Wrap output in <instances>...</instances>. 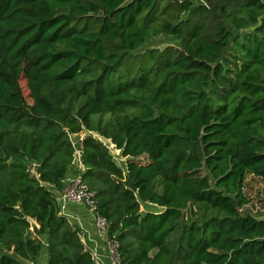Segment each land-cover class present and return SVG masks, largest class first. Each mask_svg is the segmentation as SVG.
<instances>
[{"label": "trees", "instance_id": "1", "mask_svg": "<svg viewBox=\"0 0 264 264\" xmlns=\"http://www.w3.org/2000/svg\"><path fill=\"white\" fill-rule=\"evenodd\" d=\"M85 131L128 158L81 142L123 264H264V0H0V264H97L57 194Z\"/></svg>", "mask_w": 264, "mask_h": 264}, {"label": "rangeland", "instance_id": "2", "mask_svg": "<svg viewBox=\"0 0 264 264\" xmlns=\"http://www.w3.org/2000/svg\"><path fill=\"white\" fill-rule=\"evenodd\" d=\"M197 2H202V0H197ZM168 39H169L168 37L159 36V37L153 39L151 42H149L148 47H153V48L154 47H159V48L163 49L166 46H168L169 44H171ZM22 85L23 86L25 85V81L22 82ZM25 94L27 95V92H25ZM29 102H30V100H29ZM89 135H92L94 137H97V138L101 139L109 147V149L111 151V154L114 157L115 162L124 170L125 176H126L127 175V170H126L127 166H126V164H127L128 158H125L122 155V152L120 150L116 149L115 145H113L111 143V140H107V139L101 138L96 133L85 131L82 134L73 135L72 136L73 143H74V145L76 147V150H77L76 151L77 159L80 157V154H81V150H80L81 142H82L84 137L89 136ZM132 161H135V162H137L139 164H146V163H148L149 160H148L147 156H142V157H139V158H134V159H132ZM36 170H37L36 166L33 165V167L31 168L33 176H36ZM48 188L53 189V186L52 185H48ZM247 193H248L249 196H251L253 198L254 202H253V204L248 206V208H246V210H245L246 213H250V214H252L254 216H257L259 218L260 217H264V209L258 203V200H260L261 198H264V186L262 184H260V182L258 180L252 179V178H248ZM192 208L196 212H198L199 215H202L204 213V209H203L202 205L198 204V205L193 206ZM154 210H156L155 207H152L150 205L142 204V209H141L142 213H145L147 211H154ZM156 211H159V209H157ZM212 213L213 212L211 210L208 211V215H211ZM29 236L31 238H33V239H37V238L42 239L43 240V244H44L45 237L41 236L39 234V231H38L36 225H34L31 228ZM44 257H45V254L37 262L29 263V264H43L42 261L44 262Z\"/></svg>", "mask_w": 264, "mask_h": 264}, {"label": "built area", "instance_id": "3", "mask_svg": "<svg viewBox=\"0 0 264 264\" xmlns=\"http://www.w3.org/2000/svg\"><path fill=\"white\" fill-rule=\"evenodd\" d=\"M82 177L83 175L81 174L74 178H67L64 181V192L58 195L61 213L64 215L66 205L70 202L85 206L93 218L97 231L104 237L112 264H123L119 255L120 241L117 238H110L108 236L109 222L99 213V202L96 192L89 188ZM260 218L264 219V217ZM92 256L96 262L100 260L97 252L93 253Z\"/></svg>", "mask_w": 264, "mask_h": 264}, {"label": "crops", "instance_id": "4", "mask_svg": "<svg viewBox=\"0 0 264 264\" xmlns=\"http://www.w3.org/2000/svg\"><path fill=\"white\" fill-rule=\"evenodd\" d=\"M84 170L85 168L81 162V158L79 157L69 168L66 179L81 175L84 173ZM51 190L55 192L54 189ZM57 194L59 195V193ZM64 215L69 219L75 230L79 233L86 250L91 254L95 252L99 254L100 260L96 263L112 264L104 237L97 231L93 218L87 211V208L81 204L70 202L66 205ZM42 263L47 264V255L44 257V262L42 261Z\"/></svg>", "mask_w": 264, "mask_h": 264}]
</instances>
